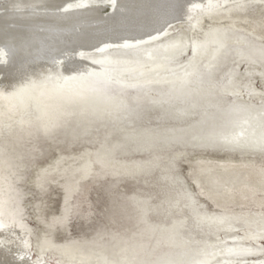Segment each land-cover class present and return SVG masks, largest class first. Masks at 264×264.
<instances>
[{"label":"bare ground","instance_id":"obj_1","mask_svg":"<svg viewBox=\"0 0 264 264\" xmlns=\"http://www.w3.org/2000/svg\"><path fill=\"white\" fill-rule=\"evenodd\" d=\"M242 1L244 0H0V42L5 41L3 44L9 46L8 51L14 52V56L7 58L4 57L5 54H1L3 50L0 52V123L10 117L16 118L20 126L26 124L27 120L22 116L28 106H31L36 120L45 130L54 124V120L60 118L59 114L65 117L66 112L75 108L79 110L78 117H84L83 119H89V116L113 115L115 122H120L116 125L120 138L112 144L120 149L121 154L119 157L115 153L114 146L102 144L98 162L108 165L117 175L129 177L148 174V169L156 164L162 169L160 173L166 179L165 184L168 183L165 195L158 200H153L154 193L151 191L132 194L129 204L132 207V220L138 230L117 237V245L111 252L89 246L77 247L71 243L55 244L54 248L61 255V262L58 264H182L181 261H185L183 264H264V260L236 259L235 251L228 247L229 239L225 238L234 233L232 235L238 236L240 242L247 244L244 247L248 246L253 253H260L261 249L257 247L264 237V214L261 210L245 212L246 210L226 209L205 212L195 193L188 188H180L179 177L174 173L177 168L174 159L188 156L190 151L186 146L199 144L200 141L213 143L224 140L229 141V144H245L254 147V150L264 149L262 92L252 85V80L242 81L241 75L234 73L230 65L227 69L232 70L230 77L225 80L227 82L221 85L217 82L222 76L220 58L227 57L225 63L234 60L229 57L227 49L225 52L222 50V38L226 37L225 39L242 43L241 45L250 43L244 36H228L219 25L230 24V29L237 25L243 30L247 29L258 39L264 37L262 30L258 26H250L248 19L240 20V24L236 23L239 20L236 7ZM106 4L110 5V11L103 15L101 9ZM186 6L191 8V12H186ZM182 16H191L189 34L192 38L181 34L177 36L178 39L175 37L173 41L154 45V49L136 50L141 55H116L120 61L116 65V74L121 77L118 80L126 85L141 83L162 86L163 88L155 90L152 87L145 88L147 94L151 92L148 94L149 99L156 103L166 100L168 105L164 106L166 109L163 112L173 109L180 113H189L190 116L176 119V123L171 121L172 125L159 128L136 125L129 128L125 123L134 122L132 119L136 114H130L123 109L128 104V95L111 92L107 88L101 89L99 84H115L121 88V84L105 80H117L110 73L112 66L103 64L107 70L101 73L103 78L97 74L93 78V72L88 70L96 69V58L83 56L86 60H82L77 53L113 46V43L129 46L138 39L161 34L169 23L181 19ZM6 34L10 35L8 39ZM187 47L193 50L191 56L188 55L187 60L179 62V55ZM253 48L264 50L263 40L254 45L248 44L239 57L244 56L248 58L247 61L252 58L248 71H256L264 78V56L261 55V61L251 57L249 52ZM172 51L176 54L172 55ZM100 61L108 62L105 58ZM202 70H207V77L201 78ZM130 74L131 78H128ZM87 80L89 93L79 88ZM91 80H95L97 84L91 86ZM220 91L231 94L237 101L235 103L243 102L240 104L242 107L229 104L236 110L222 133L213 132V127L205 132L200 122L203 117L202 110L204 106L217 105L214 98ZM131 96L135 97L133 94ZM247 96L250 100L245 101L243 98ZM253 98L262 102L255 104L254 100L251 101ZM242 108L245 110H239ZM121 112L129 114L131 118ZM171 116L174 117V114ZM186 129H190L191 133L184 138L182 135ZM106 133L108 134L107 130ZM174 143V150L171 149L173 154L165 157V153H168L166 147ZM130 149L146 151L147 157L141 160L129 158ZM191 149L194 150L192 147ZM200 159L201 157L197 158L196 167L199 174L194 179L214 205L222 206L227 201L242 205L251 200L259 209L264 206L263 196L258 197L264 195L263 167L252 170L250 167H237L234 164L227 169L214 170L212 164H203ZM82 163L84 164L78 168L79 176L91 172L90 162L85 160ZM58 171L65 176L72 174L66 166H60ZM41 184L44 183L41 181ZM0 187L4 193L3 198L8 202L10 196L6 186ZM64 188H67L66 185ZM165 205L173 207L171 221L167 224L151 217V210ZM186 207L199 219L208 218L216 224L211 228L213 237L204 239L198 235V229L190 225L192 222L188 219ZM11 223L8 219L7 227H0V231L4 232V241H0V264H47L43 256L35 263L26 257L31 247L26 238L27 233L22 232L21 223ZM51 229L53 230L52 227L47 230L48 242L52 238ZM187 248L191 250L190 253L183 251ZM251 250L244 249V253Z\"/></svg>","mask_w":264,"mask_h":264},{"label":"rangeland","instance_id":"obj_2","mask_svg":"<svg viewBox=\"0 0 264 264\" xmlns=\"http://www.w3.org/2000/svg\"><path fill=\"white\" fill-rule=\"evenodd\" d=\"M64 1L66 2L67 0ZM204 1L207 2V0ZM108 11H110V5L106 4L102 7L101 13L105 15ZM186 12H191L189 6L188 8L186 6ZM198 13L201 12L198 10ZM236 15L239 18L236 21L237 24L241 23L240 20L248 19L250 26L252 25L253 28H257L254 26H258L264 35V0H244L238 3ZM191 16H188V18L182 16L181 19L175 21L176 23H169L167 25L168 27L166 26L161 31V34H157V36H153L152 34L151 38H143V40L138 39L129 44V46L113 43V46L92 48L90 52L81 51L77 53L82 60H86L82 58L83 56L96 58L94 62L96 69L94 71L88 70V72H93V78H95V74L101 76V73H105L107 71L105 70L106 65L112 66L110 73L116 76L117 80L116 78H105V80L117 82V84H121V88L123 86H129V88H123L121 90L115 84H111V86L105 84L103 86V82H99L101 89L107 88L108 91L121 92L128 95V104L123 109H126V112H130V114L135 112L136 116L132 119L134 122L125 123L127 127L132 128L136 125V127L150 126V128H159L160 126L176 123V119L181 120L186 118V116H190L189 113L184 114L173 109L163 112V109H166L164 106L167 107L168 105L165 103L166 100L156 103L149 99L148 94H151V92L148 91L149 93L147 94L145 88L152 87V90H155L162 87L160 85L149 86L141 83L126 85L120 82L118 79L121 77L116 74V65L120 61L115 56L121 54L141 55L136 50L140 48L141 50L152 48L154 45L161 44V42L164 43L168 40L173 41L175 37L178 39L177 36L181 34L187 35L190 38L189 18ZM37 25L38 28H41L39 24ZM218 27L225 29L223 32H227L228 36L234 35L236 38L244 36L245 39L247 38L250 41V43H243L241 45L242 43L237 44L225 39L226 37L222 38L225 43L222 44L224 45L222 50L225 52V49H227L229 57L234 60H230L226 64L227 57L224 59L220 58L222 65L219 66L222 70V76L218 74L220 76L217 80L218 84L221 85L227 82L225 80L230 77L232 70L227 69V66L230 65L234 73L236 72L238 76L239 74L241 75L242 81L246 79L252 80V85L254 84L253 86L257 90L259 89L262 92L260 95L264 97V78L256 71H248L252 58L247 61L248 58L244 56L239 57L246 50L248 44L254 45L260 40H263L264 43V37L258 39L256 36L250 34L247 29L243 30L237 25L232 26L231 29L230 24L227 23L223 26L219 25ZM216 29L218 28L216 27ZM9 36L6 34V39ZM3 43L0 42V47L3 48H0V52L3 50L6 53L1 52V54H5V58L11 55L14 56V52L8 51L10 50L9 46ZM211 44L216 45V43ZM192 51L190 47H187L179 55L178 61L187 60L191 56ZM157 52L159 53L160 50H157ZM175 54L176 52L174 53L172 51V55ZM249 54L254 59L261 61V55L264 56V50L253 48ZM101 58H105L108 62H101ZM239 59H241V62H239ZM100 68H103V70ZM201 75V78L207 77V70H202ZM129 76L128 78H131V74ZM101 78L103 77L101 76ZM95 84L97 82L91 80V86H95ZM82 86L79 88L89 93V80ZM77 87L74 88L77 89ZM245 90L243 92L244 95L246 94ZM93 91L91 90V92ZM132 94L135 95L134 98L131 96ZM202 97H206V95H202ZM231 98V94L229 95L220 91L217 93L216 98H214L215 104H217L216 106H204L202 110L203 117L200 122L205 132L211 127H213L211 130L217 134L222 133L226 129L227 124L231 121L230 119L236 110L232 109L233 106L229 104L234 103L237 104L235 107L241 108L242 106L240 104L243 103H235L237 101ZM243 99L245 101L250 100L248 96ZM251 101L255 102V104L262 102V100L256 98L251 99ZM243 108L239 110H245ZM24 111L22 118L27 120L26 124L20 126L17 124L16 118L12 119L10 117L0 123V186L5 185L10 196V200L7 202L2 196L4 193H2V188L0 187V227H7L8 219L11 220V224L21 223V227L23 228L22 232L26 231V238L31 245L26 257L30 258L34 263L42 256L46 259L44 261L47 264L60 263L61 255L54 248L53 245L55 244L62 245L71 243L77 247L89 246L97 250L107 249L111 252L117 245L115 243L117 237L126 236L133 230H138L135 228L134 220H132L131 216L132 207L129 202L133 197L132 194L151 191V193H154L153 200L161 199L165 195L164 193L167 191L165 187L168 183L165 184L166 179L160 173L162 169L159 165L155 164L148 169L149 175L136 174V177H129L123 174L117 175L109 169L108 165H103L98 162L97 157L102 144L107 143L112 147L114 146L115 153L119 154V157L121 154L120 149L115 144H112L120 138L116 126L120 122L117 124L113 119L114 117H112L113 115L87 116L89 119H83L84 117H78L77 112L79 110L75 108L66 112L65 114L67 116L65 117L59 114L60 118L54 120V124L49 125L45 130L43 125L36 120L31 106H28ZM121 114L131 118L127 113L124 114L121 112ZM171 114H174V117ZM171 121L174 122L172 123ZM183 133L184 135L182 136L184 138L189 137L191 130L186 129ZM200 142L199 144L186 146L190 151H188V156H180L174 159L177 167L174 173L176 174L175 176L179 177L180 188H188L195 193L197 201L201 202V206L205 212H219L226 211V209L227 211H238L240 209L239 211L246 210L245 212L249 210L250 212L261 210L264 214V206H261L259 209L251 200H248L249 202H245L246 204L244 203L242 205H237L234 202L232 203V201L225 202V205L223 204L225 207L223 205H214L211 198L203 192L204 189L199 184H196L194 179L199 174L196 171L197 158L199 157H201V163L206 165L212 164L214 170L227 169L234 164H237V167H250L252 170L261 167H263L261 169H264V149L257 150L255 148L254 150V147L245 144H229V141L224 140L213 143L206 141ZM175 145L174 143L166 147L169 154L165 153V157H168L170 153L173 154L172 150H174L173 146ZM130 150L131 154L129 158L141 160L147 157L146 151L137 149ZM243 150L250 151L245 152ZM85 160L90 162L91 172L87 175L79 176L78 168L84 164L82 162ZM60 166H66L67 169L72 171V174L69 176L61 174L58 171ZM41 181L44 183L43 185ZM64 185H66V189ZM6 188L4 187V189ZM66 195L68 196L66 197ZM262 196L264 198V195H259L258 197L261 198ZM172 210V206H160L151 210V217L167 224L171 221ZM186 211L189 221L192 222L190 225L198 229V235L201 238L208 239L209 237H213L211 228L216 224L212 223L208 218L199 219L190 211L189 207H186ZM229 219H232L231 216ZM50 227L53 228V230H50L52 238L48 242L47 230ZM2 233L4 232L0 231V241H4ZM20 234L23 236V233ZM232 234L234 233L229 234L225 238L229 239L228 247L235 251L236 259L264 260V237L261 238L260 246L257 247L259 250L261 249V252L253 253L248 246L244 247L247 245L246 243L240 242L239 237ZM224 236L223 234L222 237ZM151 240H154V238L151 237ZM156 248L158 249V246ZM244 249L251 251L244 253ZM183 251L190 253L191 250L187 248ZM184 262L181 261L182 264ZM72 264L79 263L72 262Z\"/></svg>","mask_w":264,"mask_h":264}]
</instances>
